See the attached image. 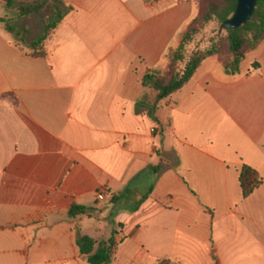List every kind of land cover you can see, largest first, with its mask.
<instances>
[{
  "label": "crops",
  "instance_id": "crops-1",
  "mask_svg": "<svg viewBox=\"0 0 264 264\" xmlns=\"http://www.w3.org/2000/svg\"><path fill=\"white\" fill-rule=\"evenodd\" d=\"M65 3L38 58L36 16L0 0V19L25 32L0 24V252L10 256L0 264H88L76 234L105 242V223L117 232L112 264H264L253 207L264 185L243 201L239 183L243 165L264 178V43L235 75L206 59L155 122L138 105L153 98L143 78L165 72L196 2ZM73 206L89 214L72 218ZM238 226L249 228L243 243Z\"/></svg>",
  "mask_w": 264,
  "mask_h": 264
},
{
  "label": "trees",
  "instance_id": "trees-1",
  "mask_svg": "<svg viewBox=\"0 0 264 264\" xmlns=\"http://www.w3.org/2000/svg\"><path fill=\"white\" fill-rule=\"evenodd\" d=\"M146 1L152 5L159 2V0ZM195 2L199 7V15L186 28L178 47L171 51L165 72L148 71L143 78V86L152 93L153 98L150 102L144 101L138 105L143 107L146 115L155 122H158L156 113L159 107L192 81L206 59L218 58L224 69L235 75L239 73L248 52L264 43V0H258L255 14L248 24L239 30H224L225 36L218 35L213 38L210 46L203 52L200 50L190 52L194 41L214 23L220 26V32H222V25L233 16L238 0H197ZM7 7L15 10L21 20L33 15L41 19L43 23L41 34L32 44L33 56L38 58L45 57V44L52 38L70 12L65 0H7ZM0 24H6L10 33L19 37L24 36L12 26L11 20L0 19ZM224 40L228 44L226 51L223 48ZM160 169L161 167H157L154 171L158 172ZM239 183L241 198L245 201L264 185V178L253 168L243 165L240 169ZM153 192L154 187L144 195L137 209ZM122 199L123 197L120 196L113 199L112 203H119ZM88 214L89 210L80 206H73L70 210L72 218ZM76 236L81 255L88 264H112L114 262L118 248L115 241L117 232H113L110 240L101 243L79 232ZM213 259L215 264H219L216 256ZM159 264L179 263L162 260Z\"/></svg>",
  "mask_w": 264,
  "mask_h": 264
},
{
  "label": "rangeland",
  "instance_id": "rangeland-1",
  "mask_svg": "<svg viewBox=\"0 0 264 264\" xmlns=\"http://www.w3.org/2000/svg\"><path fill=\"white\" fill-rule=\"evenodd\" d=\"M159 1H162V0H159ZM194 1H197V0H194ZM33 16H36V18H37L36 21L37 22H31V24H29L30 25V28H31V31L33 33L35 32L36 35L40 36L41 29L43 28V23H42L41 19L37 15H33ZM19 30H20V33L21 34H24L25 33L22 28H20ZM36 35H34V36H36ZM218 35L224 37L225 36V33L223 31L220 32V26L218 24L214 23L211 27L205 29L202 32V34L194 41V43L190 47V52H193L195 50H200V51L203 52L204 50H206L210 46L211 40L213 38L217 37ZM223 48H224L225 51L228 48V44L226 43L225 40L223 41ZM145 184L148 185L149 183L146 182ZM146 188H147V186H146ZM107 206H108V204H104L102 207L99 208V211L100 212H103L104 209ZM253 207H254V210L256 212H258V213H260L262 215V221L264 222V194H262L260 197H257L253 201ZM231 229H232V227L231 228H228L227 229L228 231H226V232H230ZM248 229L249 228L244 229L243 227H240V226H238V228H235V227L233 228V231H235V230L236 231L237 230L239 231V235H238V238L237 239L239 240L240 243H243L244 242L242 240L244 237L248 238L250 236V233L248 235ZM263 229H264V225H263ZM112 230H113V228H112V226L109 223H105L104 224V230H103V232L101 234V237H102V240L103 241H107V240H109L111 238V236H112ZM243 230L245 232H243ZM246 244H248V241L247 240L245 241L244 245H246ZM242 247H241V250L243 249ZM257 253L258 252L255 253L251 249L250 250L248 249L247 251H245L244 254H245V256L246 255H248V256L250 255L251 256V254L256 255ZM9 258H10V256H7V255H4L3 256L2 255V252H0V260H8ZM238 264H260V262L257 261L255 259V257H254L251 260L241 261Z\"/></svg>",
  "mask_w": 264,
  "mask_h": 264
},
{
  "label": "water",
  "instance_id": "water-1",
  "mask_svg": "<svg viewBox=\"0 0 264 264\" xmlns=\"http://www.w3.org/2000/svg\"><path fill=\"white\" fill-rule=\"evenodd\" d=\"M257 3L258 0H238L233 16L223 23L222 31L239 30L248 24L255 14Z\"/></svg>",
  "mask_w": 264,
  "mask_h": 264
},
{
  "label": "built area",
  "instance_id": "built-area-1",
  "mask_svg": "<svg viewBox=\"0 0 264 264\" xmlns=\"http://www.w3.org/2000/svg\"><path fill=\"white\" fill-rule=\"evenodd\" d=\"M105 195H106V191L105 190L100 192V194H99L100 197H104Z\"/></svg>",
  "mask_w": 264,
  "mask_h": 264
}]
</instances>
